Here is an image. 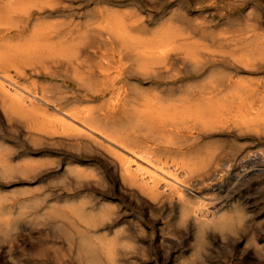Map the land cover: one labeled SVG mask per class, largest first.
Listing matches in <instances>:
<instances>
[{"label": "rangeland", "instance_id": "1", "mask_svg": "<svg viewBox=\"0 0 264 264\" xmlns=\"http://www.w3.org/2000/svg\"><path fill=\"white\" fill-rule=\"evenodd\" d=\"M5 7L10 8L11 15L6 21L0 22V44L5 41H10V45L29 42L36 38L38 32H44L51 38V46L45 52L34 50L32 57L21 55L19 67L13 68V72L29 87L39 90L50 87L63 91L64 96L67 94L66 97L71 99L69 101L86 94L93 97L92 103H77L79 109L97 105L108 108L114 103H120L121 109L131 107L130 104L126 105L129 98L126 99L124 94L120 96L122 79L130 70L141 68L160 69L162 73L155 78L156 82L169 79L174 76L176 69L195 63L201 68L225 70L232 74L231 80L234 82L240 81L243 75L241 79L250 83L251 89L248 100L243 103L249 123L241 124V116L230 115L224 120L228 127L226 130H219L203 140V143H211L219 149L223 147L219 150L224 152L220 155V162L232 165L230 171L215 179L214 183L219 186L211 191L219 208L225 211L226 214L222 212L230 220L227 228L222 229L218 226L203 229L190 222L182 225L179 222L182 219L179 206L150 202L142 194L134 192L132 187H138L129 186L121 176L123 162L117 151L99 134L91 136L68 126L52 104L39 103L37 113L29 116L17 111L7 112L0 105V145L12 148L19 154L17 163L29 165L30 162L31 175L37 173V178L10 180L0 174V195L12 197L16 191L27 187V198L40 196L43 206H57V210L50 208L52 213L50 209L44 210L49 212L43 215L45 218L41 216L38 219L36 215H31L20 219L17 228L12 231L13 236L0 225V264H99L100 260L104 262L100 261V264H264V160L251 165L250 169L240 165L244 156H264V115L257 117L258 113L263 112L264 106V70H258L262 65L264 67V57L261 49L255 47L258 39L249 38L246 33V30L260 25L258 31L264 35V0H240L235 5L227 0H0V9ZM249 10L252 12L249 13ZM109 13L115 16L113 21L109 19ZM107 16L110 22L104 20ZM119 16L124 18V25ZM118 22L121 27L117 25ZM110 25L114 28H110ZM88 29V33L93 35L103 32L104 35H98L96 39L99 36L104 39L103 54L92 50L78 58L61 53L60 44L63 41L68 40L70 35ZM166 37L169 38L166 54L150 62L139 59L141 64L125 50L126 46H143L154 41L160 45L161 39ZM205 49H212L214 54ZM36 55L40 56L37 58ZM253 66L254 71L239 73L240 68L254 69ZM91 72H94L93 76ZM101 89H105L104 93ZM56 117L59 118L57 122ZM185 136L189 139L192 133L186 131ZM75 165L77 167L74 168ZM238 168L246 176L244 181L239 182L233 177V171ZM65 202L75 207L82 204V210L95 217L104 212L108 213V217L91 226L78 217L71 223L65 220L62 213L68 204ZM228 213L234 215L233 218ZM231 218H235L233 223ZM243 218L246 225H242ZM56 221L65 222L68 231H64ZM99 239L110 243L113 241L115 250L112 256L100 251L95 256L94 252H90L88 245Z\"/></svg>", "mask_w": 264, "mask_h": 264}, {"label": "bare ground", "instance_id": "2", "mask_svg": "<svg viewBox=\"0 0 264 264\" xmlns=\"http://www.w3.org/2000/svg\"><path fill=\"white\" fill-rule=\"evenodd\" d=\"M38 1H40V0H38ZM227 1L230 4L235 5L236 3H239L240 0H227ZM41 3H43V2H41ZM9 10H10V8H7V7L0 9V22H4L10 18L11 11H9ZM176 10H175V12H176ZM250 11L251 10H249V13H250ZM112 13H113V11H112ZM110 14L111 13H109V15ZM115 14H116V12H115ZM121 15L123 16V14H121ZM251 15H253V14H251ZM68 16L69 15H67V17ZM108 16L104 17L105 18L104 20L108 19L109 18ZM113 17L115 18V16H113ZM113 17L111 14V18H109V19H112ZM249 17H251V16H249ZM249 17H247V18H249ZM133 18H135V17H133ZM109 19L107 21L110 22ZM120 19H122V17H120ZM240 19L241 18H239V20ZM251 19H252V17H251ZM113 20L114 19H112V21ZM116 20H117V18H116ZM118 20H119V18H118ZM122 20L120 22H123L122 24L124 25V18ZM241 20H243V19H241ZM256 20H258V19H256ZM101 21H102V19H101ZM133 21H136V20H133ZM248 21H250V20H248ZM120 22H118L117 25L120 24L119 26L121 27ZM115 23H117V22H115ZM252 24H250V25H252ZM16 25H17V23H16ZM247 25L249 26V23ZM171 26H172V24H171ZM259 26L260 25H258V26L255 25L253 27L251 26L252 29L250 28V29L246 30V33H248L249 38L251 36L255 39H258V41H256L255 47L261 49L262 56L264 57V35L259 33V31H258V29L260 28ZM110 28L113 29L114 27H111V25H110ZM122 29H123V27H122ZM88 31H89V29L88 30H82V31H79L73 35H70V37H68L69 38L68 40H66L65 42L63 41L62 44H60L61 51H62L61 53H63V54L65 53L66 55H69V56H71V55L77 56L78 58H80V57L82 58V56L88 54L92 50L93 51L96 50V52L101 51V53L103 54L102 48H103V44H104V41H103L104 39L102 37L100 38V36H99L98 37L99 39L96 40L98 35H101V36L104 35L103 32H99L98 35H93V34L88 33ZM110 31H111V29H110ZM151 31H152V29H151ZM250 33H252L253 35H251ZM219 36H222V35L220 34ZM223 36L225 37V35H223ZM30 37H31V34H30ZM135 38H133V39H135ZM156 38H158V36ZM180 38H181V36H180ZM50 39H51L50 36H47L46 33L38 32V34H36V38L32 40L33 42L29 41V42H23V43L10 45V41H5V43L0 44V87L2 90V91L0 90L1 91V94H0L1 104L0 105L4 108V110H6L7 112L17 111L18 113L20 112V113H23V114H26L29 116V115H33V114L37 113V106L39 105V103L40 104L45 103V104H50V105L52 104V106L54 108H56V110L60 114L61 119L68 126L75 128L76 130H78L81 133H87L91 136L95 135V134H99L104 139L105 142H107L111 147H113L117 151V153L119 154V156L121 157L122 162H123V164L121 165L122 166L121 167V170H122L121 176H122L124 182L129 183V186L131 185V186L138 187V188L132 187V190L134 192H138L139 194H142V196L148 198V200L150 202H157V203H160L161 205L170 204L173 206H175V205L179 206L180 211H181V217H182V219L179 222L181 224L183 223L182 225H186L190 222V223H193L194 225H197L199 227H203V229H204V227H208V226H210V227L211 226H216V227L218 226V227H221V229H222V228H225L227 225H229V222H230L229 218L226 215H224L225 211H223L222 209L219 208L215 198L212 197V195H211L212 194L211 191H214V189H216V187L219 186L218 183H214L215 179L217 180L218 179L217 177L219 175H222L223 173H226V171H230L232 165L228 162H226L224 164L220 162V159H221L220 155L223 151L221 152L219 150L223 149V147L220 146L221 148L219 149V147L214 146L211 143L210 144L209 143H203V140L213 136L219 130H226L228 127L225 126L224 120L227 117H229L230 115L241 116V119H243L241 124H246L247 122L249 123L250 119L246 118L247 116L245 114V111L243 110V103H244V101L248 100L247 95L250 92L251 86H250V83L248 84V82L243 80V78L241 79V77L243 75L240 77V81L234 82L231 80L232 74L227 73L225 70H219L216 68H210V69L201 68V67H198L194 63L191 66L186 65L184 67H180L179 69H176V73L174 74V76H172L169 79H166V80L161 79V80H158L155 82V78L162 73L160 71V69L149 70L147 68H141V69L130 70L128 72V75L122 79L123 84L120 87V89H122L120 92V96L124 94L126 99L129 98V100L126 101V105L130 104L131 107L129 106L127 108L125 107V108L121 109L120 103H114V104L109 105L108 108H106L105 106L97 105V106H89L86 109H79L76 107L77 103H82V104L92 103V102H94V100L92 99L93 97L86 94L83 97L77 96L76 98L73 99V101H69L71 99L66 97L67 94H66V96H64L63 91H61V90L59 91L57 89H52L50 87L49 88H41V90H39V88L37 89V87L36 88L29 87L21 81L18 74H15L13 72V68L15 69V68L19 67V61L18 60H19L21 55L25 54L24 55L25 57H29V56L32 57L31 55L35 51L37 52L40 50H42V51L46 50L49 45L51 46V44H50L51 40ZM168 39H167V37L164 39H161L162 40L161 43L163 45L160 43H159L160 45H158L157 43H154L155 42L154 41L151 44L143 45V46H137V45H135V47H133V46L127 47L126 46L125 50H126V52H129L132 54V57L134 58V60L136 58L137 60L140 59L141 61L144 60V61L150 62L151 60L158 59L159 57H162L166 54L167 48L169 46V44L167 42V41H169ZM163 40H165L166 42ZM211 40H213V39H211ZM191 42H190V44H191ZM136 43H137V41H136ZM230 43H232V41ZM249 43H250V41H249ZM201 45H203V44H201ZM170 47H171V45H170ZM188 47H189V45H188ZM188 47H186V48H188ZM205 50L210 51V53L212 51V49L211 50L205 49ZM213 50H215V49H213ZM176 52H177V50H176ZM215 52H217V51L215 50ZM241 52H242V49H241ZM212 53L214 54L213 51H212ZM199 54H200V52H199ZM40 55H38V56H40ZM38 56H37V58H38ZM197 56H199V55H197ZM236 59H237V57H236ZM249 59H252V58L249 57ZM259 59H260V56H259ZM198 60H199V58H198ZM57 61H59V60H57ZM141 61H140V63H141ZM35 62H37V61H35ZM157 62H159V61H157ZM252 62H254V61H252ZM263 62H264V59H263ZM133 63H135V62H133ZM140 63H138V64H140ZM234 63H235V61H234ZM57 64H58V62H57ZM162 64H164V63L162 62ZM252 65H253V63H252ZM246 66H248V65H246ZM168 67H170V66H168ZM153 68H155V67H153ZM244 68H242V69L240 68L239 73L242 71H250L251 72V71L255 70V67H254V69H252V68H249V69L245 68L244 69ZM256 69H257V67H256ZM72 70L73 69H71L70 71H72ZM258 70L259 71L264 70L263 65L261 67H259ZM22 71L24 72V70H22ZM81 71H82V69H81ZM104 71H106V70H104ZM77 73H79V72H77ZM72 75H73V73H72ZM91 75L93 76L94 72H91ZM80 77H81V75H80ZM32 85H34V83ZM45 85H46V82H45ZM253 88H255V87H253ZM62 90H64V89H62ZM96 91L97 90H95V92ZM104 91H105V89H101V92L104 93ZM43 113H44V111H43ZM262 113L261 114L258 113L257 117L258 116L262 117L264 115V106H263V112ZM10 115H11V113H10ZM28 118H30V117H28ZM49 118H48V120H49ZM20 119H21V117H20ZM57 119L59 120V118L56 117V121L55 120L54 121L57 122ZM261 119L263 120V118H261ZM50 121H51V119H50ZM22 122H24V120ZM57 124L60 125V123H56V125ZM236 124H237V122H236ZM256 124H257V122H256ZM260 124L261 123H259V126H260ZM262 124H264V123H262ZM229 128H230V126H229ZM256 128H258L257 125H256ZM61 130H63V129H61ZM259 130H260V128H259ZM18 131H19V129H18ZM186 131H190L192 133V137H189V139H186V136H185ZM261 132H262V129H261ZM44 134H46V133H44ZM52 134H54V133H52ZM239 134H241V133H239ZM66 137H67V135H66ZM92 139H94V138H92ZM216 139H217V137H216ZM242 144H244V143H242ZM33 147H35V144H33ZM262 155H263V153H262ZM116 156H117V154H116ZM19 157H20L19 154L17 152L13 151L12 148L9 149L6 146L0 145V174H2L3 177H5L6 179H9V180L10 179H17V178L23 179L24 177H27V178L29 177L32 179L37 178V176H36L37 173H35L34 175L30 174V169H31L30 162H29V165L26 163H22V162L17 163V160ZM233 158H235V157H233ZM34 159H38V158H34ZM42 159H39V160H42ZM46 159H47V157H46ZM28 160H30V159H28ZM49 160H52V159H49ZM263 160H264V156H261L260 158H255V157H252L251 155H247V156H244L241 158L240 165L242 167L249 168L251 165H254V164L258 163L259 161H263ZM23 162H25V161L23 160ZM42 162L44 164L46 163L43 160H42ZM36 163L38 164V162H36ZM47 163H49V162H47ZM75 167H77V166L75 165L74 168ZM67 169H68V167H67ZM32 170H34V169H32ZM69 170L70 169H68V171ZM57 173H59V172H57ZM73 173H72V175H73ZM77 173L78 172H76V174ZM260 173H261V171H260ZM243 174H242L241 170H239V168L236 169L235 171H233V177H236L239 182L244 181L246 179V176H244ZM78 175L80 176V174H78ZM69 176H70V174H69ZM95 176H97V175H95ZM250 176L251 175H249L248 177H250ZM27 178H25V179H27ZM89 178H90V176H89ZM48 179H50V178H48ZM42 185H40V186H42ZM34 187H36V186H34ZM25 189L23 190V188H22V190L16 191L15 195L12 197H9L7 195L4 196V194L0 195V225L3 226L6 229V231H8V234L10 236H13L12 231L17 228V222L20 221V219H24L25 217H28L31 215L32 216L36 215V218L39 219L41 216L49 213V212L46 213L44 210L50 209V208H56V210H57L56 205L43 206L40 202L41 201L40 196H37V197L34 196L32 198L31 197L27 198L26 194L29 191H27ZM36 190H37V188H36ZM74 193H76V192H74ZM192 193L194 195H192ZM81 200H84V199H81ZM65 203H68V202H65ZM87 203H89V202H87ZM49 204H51V203H49ZM71 204L69 202L67 205H65V207H64L65 209L62 212L65 220L71 221V223L75 220V218L78 217L82 221H84L85 223H87L91 226V224H96L99 221H104L108 217V213H106L104 211H103L104 213L98 214L97 217H95L93 214H88L90 212L85 213L82 210L83 209V207H81L82 204L80 206H77V207H75L74 205H71ZM61 205L63 206V204H61ZM229 207H230V205H229ZM235 208H236V206H235ZM238 209H241V208H238ZM50 211H51V209H50ZM247 211H249V210H247ZM52 212H53V210L51 211V213ZM57 214H58V211H57ZM228 214H230V213H228ZM238 215L239 214H237V216ZM230 216H232V218H233L234 215L230 214ZM43 217L45 218V216H43ZM232 218H231V220H232L231 222L233 223V220L235 218L234 219H232ZM243 220L244 221L241 220L242 222H244L242 225L245 224V219L243 218ZM162 221H164V220H162ZM56 223L60 227H62V229L64 231H66V232L68 231V227H67V224L65 222L56 221ZM180 228H181V226H180ZM123 231H121V232H123ZM166 231L168 232V230H166ZM77 232H80V231H77ZM186 232H188V231H186ZM105 233H107V232H105ZM116 233H118V232H116ZM224 233H225V231H224ZM70 235H72V234H70ZM53 236H54V234H53ZM72 236H74V235H72ZM111 237H112V235H111ZM111 237H110V239H111ZM253 238H254V236H253ZM166 239H168V238H166ZM91 240H93V239H91ZM168 240H170V238ZM95 241H92V243H90L88 245V248L90 247V252H94L95 256H97L100 253H103V254L108 255V256H112V253L115 250V248H114L115 245H114L113 241L111 243L107 242L105 240H101V239L95 240ZM202 241H203V239H202ZM222 241H223V239H222ZM82 245H84V244H82ZM120 247H123V245H121ZM99 251H100V253H98ZM98 257L100 258V256H98ZM81 258H82V256L80 257V259ZM93 258H95V257L93 256ZM99 258H98V260H100ZM100 261H99V264H100ZM101 262H103V260Z\"/></svg>", "mask_w": 264, "mask_h": 264}]
</instances>
